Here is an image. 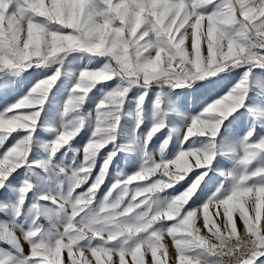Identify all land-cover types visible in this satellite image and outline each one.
<instances>
[{
  "label": "snow or ice",
  "instance_id": "6c2138e0",
  "mask_svg": "<svg viewBox=\"0 0 264 264\" xmlns=\"http://www.w3.org/2000/svg\"><path fill=\"white\" fill-rule=\"evenodd\" d=\"M0 264H264V0H0Z\"/></svg>",
  "mask_w": 264,
  "mask_h": 264
},
{
  "label": "crops",
  "instance_id": "0c3cea01",
  "mask_svg": "<svg viewBox=\"0 0 264 264\" xmlns=\"http://www.w3.org/2000/svg\"><path fill=\"white\" fill-rule=\"evenodd\" d=\"M105 191H106V189H105Z\"/></svg>",
  "mask_w": 264,
  "mask_h": 264
},
{
  "label": "rangeland",
  "instance_id": "374dc122",
  "mask_svg": "<svg viewBox=\"0 0 264 264\" xmlns=\"http://www.w3.org/2000/svg\"><path fill=\"white\" fill-rule=\"evenodd\" d=\"M202 202V201H201Z\"/></svg>",
  "mask_w": 264,
  "mask_h": 264
}]
</instances>
